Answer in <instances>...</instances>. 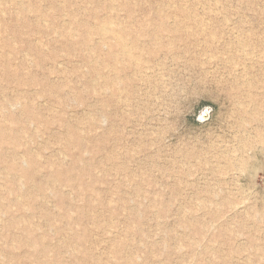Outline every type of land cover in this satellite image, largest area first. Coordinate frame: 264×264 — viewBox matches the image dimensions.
Returning a JSON list of instances; mask_svg holds the SVG:
<instances>
[{
  "label": "rangeland",
  "instance_id": "obj_1",
  "mask_svg": "<svg viewBox=\"0 0 264 264\" xmlns=\"http://www.w3.org/2000/svg\"><path fill=\"white\" fill-rule=\"evenodd\" d=\"M0 264H264V0H0Z\"/></svg>",
  "mask_w": 264,
  "mask_h": 264
}]
</instances>
